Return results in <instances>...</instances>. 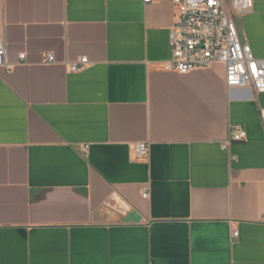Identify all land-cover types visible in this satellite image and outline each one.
Segmentation results:
<instances>
[{"label":"crops","instance_id":"1","mask_svg":"<svg viewBox=\"0 0 264 264\" xmlns=\"http://www.w3.org/2000/svg\"><path fill=\"white\" fill-rule=\"evenodd\" d=\"M174 17L172 0H0L7 61L27 62L0 69V264H264V92L226 88L222 64L164 71ZM236 25L264 60V0Z\"/></svg>","mask_w":264,"mask_h":264},{"label":"built area","instance_id":"2","mask_svg":"<svg viewBox=\"0 0 264 264\" xmlns=\"http://www.w3.org/2000/svg\"><path fill=\"white\" fill-rule=\"evenodd\" d=\"M151 1L143 0V3ZM172 3L175 17L168 38L171 58L165 62L164 71L185 75L222 64L226 88L264 92V60L255 58L250 46L242 44L236 25L252 9L253 0H172ZM6 55L5 42L0 38V69L10 72L17 65L27 63L25 53L19 54L15 63L8 62ZM42 63L52 65L55 58L47 54ZM88 65L86 57L66 63L71 73L81 72ZM245 139L244 130L230 128L223 149ZM132 151L141 160L148 156L149 146L144 142L135 143ZM148 195V188H142L141 197L147 199ZM237 236L238 232L234 231L232 239Z\"/></svg>","mask_w":264,"mask_h":264}]
</instances>
